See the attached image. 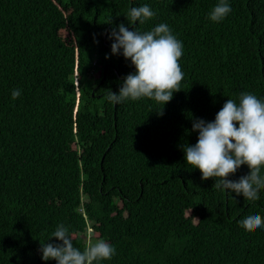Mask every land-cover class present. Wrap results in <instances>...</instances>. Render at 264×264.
Wrapping results in <instances>:
<instances>
[{
  "label": "trees",
  "instance_id": "1",
  "mask_svg": "<svg viewBox=\"0 0 264 264\" xmlns=\"http://www.w3.org/2000/svg\"><path fill=\"white\" fill-rule=\"evenodd\" d=\"M217 2L0 0V264H55L39 248L59 223L82 251L90 239L115 247L99 264H264V230L239 221L264 217V188L226 196L183 159L194 118L264 95V0H230L213 23ZM145 3L156 15L136 28L166 23L184 46L162 114L148 98L106 100L134 71L106 34Z\"/></svg>",
  "mask_w": 264,
  "mask_h": 264
},
{
  "label": "clouds",
  "instance_id": "2",
  "mask_svg": "<svg viewBox=\"0 0 264 264\" xmlns=\"http://www.w3.org/2000/svg\"><path fill=\"white\" fill-rule=\"evenodd\" d=\"M231 11L230 0H218L208 19L220 23ZM155 15L147 3L131 7L127 25H116L106 34L112 41L110 55L122 56L134 69L124 77L118 92L108 91L106 100L113 106L148 98L162 106V114L173 94L180 91L184 77L179 62L184 54L183 42L166 23L144 32L136 28L137 23L143 25ZM21 95L19 88L11 92L13 100ZM191 131L198 134L197 141L182 146L183 159L186 165L199 170L201 180L216 178L213 187L226 196L233 192L247 197L260 195V189L264 188V95L241 92L236 99L228 98L213 120L194 118ZM245 161L250 169L238 178L229 179ZM239 221L249 229L264 230V217L257 211L240 216ZM74 235L68 226L59 223L41 244V259L54 260L55 264H99L116 254L115 247L102 238L90 239L82 251L74 245Z\"/></svg>",
  "mask_w": 264,
  "mask_h": 264
},
{
  "label": "bare ground",
  "instance_id": "3",
  "mask_svg": "<svg viewBox=\"0 0 264 264\" xmlns=\"http://www.w3.org/2000/svg\"><path fill=\"white\" fill-rule=\"evenodd\" d=\"M69 144V143H68ZM130 195V194H129Z\"/></svg>",
  "mask_w": 264,
  "mask_h": 264
}]
</instances>
